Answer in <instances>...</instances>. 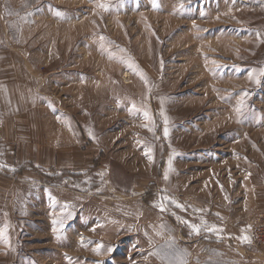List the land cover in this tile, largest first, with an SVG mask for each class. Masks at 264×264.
<instances>
[{
	"label": "rangeland",
	"instance_id": "374dc122",
	"mask_svg": "<svg viewBox=\"0 0 264 264\" xmlns=\"http://www.w3.org/2000/svg\"><path fill=\"white\" fill-rule=\"evenodd\" d=\"M262 70L264 0H0V264H264Z\"/></svg>",
	"mask_w": 264,
	"mask_h": 264
},
{
	"label": "snow or ice",
	"instance_id": "6c2138e0",
	"mask_svg": "<svg viewBox=\"0 0 264 264\" xmlns=\"http://www.w3.org/2000/svg\"><path fill=\"white\" fill-rule=\"evenodd\" d=\"M103 6H104V5H101V7H103ZM9 14H11V13L9 12ZM57 14L59 15V13H57ZM102 39H103V38H102ZM261 75H264V70L261 71ZM249 78H250V79H255V82H256L257 84L260 83L259 78L256 77V76H254L253 73H250V74H249ZM242 108H243V101H241L240 106H238V107L236 108V112H237L238 115H242ZM145 116H146V117L148 116L147 112L145 113ZM166 122H167V121H166ZM167 134H168V129L165 128V135H167ZM149 159H151V156H149ZM0 167H6V165H0ZM13 170H14V169H13ZM165 178H167V173L165 174ZM163 199H164V200H168V199H170V198H169V197H164ZM172 202H173V203H176V201H172ZM158 207H159L161 210H164V209H165V205H164V203H160V204L158 205ZM177 207H182V205L177 204ZM190 227L192 228L193 232H195L196 234H199L200 229H201V225L192 224V225H190ZM54 231H55V229H54ZM206 231L212 232V231H217V229H216V227L213 225L212 227H208V228H206ZM241 239L244 240V241L250 242V239H249V237H247V236H243ZM96 251H99V249H96ZM109 251H111V249H109ZM177 264H184V261H183V260H180V261L177 262Z\"/></svg>",
	"mask_w": 264,
	"mask_h": 264
},
{
	"label": "built area",
	"instance_id": "2783aa9c",
	"mask_svg": "<svg viewBox=\"0 0 264 264\" xmlns=\"http://www.w3.org/2000/svg\"><path fill=\"white\" fill-rule=\"evenodd\" d=\"M261 232L260 235L257 236V241L260 242V244H264V221L261 224Z\"/></svg>",
	"mask_w": 264,
	"mask_h": 264
},
{
	"label": "bare ground",
	"instance_id": "6f19581e",
	"mask_svg": "<svg viewBox=\"0 0 264 264\" xmlns=\"http://www.w3.org/2000/svg\"><path fill=\"white\" fill-rule=\"evenodd\" d=\"M125 79H126L127 82H130V80H129V73L128 72H126V74H125Z\"/></svg>",
	"mask_w": 264,
	"mask_h": 264
},
{
	"label": "crops",
	"instance_id": "0c3cea01",
	"mask_svg": "<svg viewBox=\"0 0 264 264\" xmlns=\"http://www.w3.org/2000/svg\"><path fill=\"white\" fill-rule=\"evenodd\" d=\"M262 1H263V0H262ZM67 120H68V119H67ZM73 128H74V130H76L74 125H73ZM63 129H64V128H63ZM77 131H78L79 133H81V132H80V129H77ZM63 133H64L65 135H67V133H65L64 131H63ZM257 186H258V185H257Z\"/></svg>",
	"mask_w": 264,
	"mask_h": 264
}]
</instances>
